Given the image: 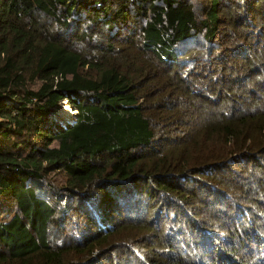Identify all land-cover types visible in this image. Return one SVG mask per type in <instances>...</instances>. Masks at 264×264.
<instances>
[{
    "label": "trees",
    "instance_id": "obj_1",
    "mask_svg": "<svg viewBox=\"0 0 264 264\" xmlns=\"http://www.w3.org/2000/svg\"><path fill=\"white\" fill-rule=\"evenodd\" d=\"M0 264H264V0H0Z\"/></svg>",
    "mask_w": 264,
    "mask_h": 264
},
{
    "label": "rangeland",
    "instance_id": "obj_2",
    "mask_svg": "<svg viewBox=\"0 0 264 264\" xmlns=\"http://www.w3.org/2000/svg\"><path fill=\"white\" fill-rule=\"evenodd\" d=\"M61 107H64V111H67L70 113V115L66 117L64 114L61 113V110H59V116L62 118H66V119L71 118L76 112L74 109H72L71 105H69L65 100L61 101L59 108ZM47 179L50 181L52 185L58 186V187L63 186V184L65 183L64 175L61 172H56L55 174H48Z\"/></svg>",
    "mask_w": 264,
    "mask_h": 264
}]
</instances>
